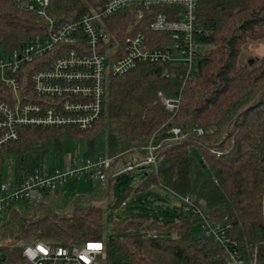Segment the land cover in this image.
<instances>
[{"label": "trees", "instance_id": "trees-1", "mask_svg": "<svg viewBox=\"0 0 264 264\" xmlns=\"http://www.w3.org/2000/svg\"><path fill=\"white\" fill-rule=\"evenodd\" d=\"M18 1L0 0L3 52L48 29L36 9L21 8ZM104 1L49 0L45 11L59 24ZM125 24L117 18L109 28L120 37ZM196 25L195 40L207 48L187 79L180 77L179 66L148 61L111 76L101 113L91 127L26 126L17 139L1 144L0 179L7 164L16 177L27 176L49 142L59 151L65 136L85 140L84 155L94 156L99 154L94 150V135L105 131V153L115 162L133 153L144 154L151 143L158 146V164L138 172V185L128 184V175L108 179L115 186L123 178L110 209L152 186L168 187L188 195L206 217L229 222L244 258L255 253L256 263L264 264V55L258 56L256 64H249V57L241 62L247 43L264 41V0H199ZM149 35L152 41L160 38L158 33ZM159 90L180 97L175 112L166 110ZM9 93L0 81V100L8 99ZM173 126L186 137L172 139ZM197 128L203 132L197 134ZM211 147L221 154L211 153ZM89 189L92 193H81L74 182L64 190L46 192L47 202L36 208L17 203L21 214L13 212L7 221L0 218V238L10 241L0 244V264H24L20 246L11 243L35 239L59 244L69 239L102 240L100 258L108 264H228L224 256H214L212 241L191 233L199 219L187 214L181 203L164 210V218L111 214L110 233L105 237L103 208L98 203L104 190L96 181ZM51 206L72 213L60 216Z\"/></svg>", "mask_w": 264, "mask_h": 264}, {"label": "built area", "instance_id": "built-area-1", "mask_svg": "<svg viewBox=\"0 0 264 264\" xmlns=\"http://www.w3.org/2000/svg\"><path fill=\"white\" fill-rule=\"evenodd\" d=\"M198 2L105 0L89 6L77 19L54 24L45 11L49 0H19L17 6L36 9L48 29L15 49L0 51V81L10 90L9 98L0 100V145L17 139L20 128L26 126L91 127L101 113L109 78L126 73L139 62L179 66L180 77L187 79L204 53L203 46L195 40ZM117 18L126 22L120 37L109 28ZM149 32L160 34V38L152 41ZM28 64L30 69L25 68ZM157 95L168 112L177 110L178 95H166L160 90ZM170 132L172 139L187 135H181L176 126ZM202 132L201 128L196 129L197 134ZM156 148L149 143L144 154L117 162L112 156L68 152L51 171L37 164L22 177H16L8 165L0 180V218L6 220L13 212L21 214L17 203L36 208L47 202L46 192L64 190L82 179L99 182L107 193L109 178L155 168ZM209 150L217 156L221 154L217 148ZM179 197L183 210L199 219L196 236L212 241L214 256H224L228 264H257L255 253L248 260L244 258L241 245L231 235L229 222L208 218L188 195ZM51 209L60 216L72 213L71 209ZM6 243H10L7 237L0 238V244ZM11 244L20 246L24 264H97L103 251L102 240L76 243L69 239L59 244L35 239ZM96 245L99 247H90Z\"/></svg>", "mask_w": 264, "mask_h": 264}, {"label": "rangeland", "instance_id": "rangeland-1", "mask_svg": "<svg viewBox=\"0 0 264 264\" xmlns=\"http://www.w3.org/2000/svg\"><path fill=\"white\" fill-rule=\"evenodd\" d=\"M207 46H203L202 49L206 50ZM264 55V41H256L247 43L246 46L243 47L241 53V62L245 61V59L253 58L252 64H256V60L258 56ZM162 91V90H160ZM163 92V91H162ZM180 102V97H179ZM105 131H99L94 135V150L96 153L106 155L105 153ZM158 147V146H157ZM157 149V148H156ZM88 150L87 142L83 139L74 140L70 137H63L60 143V150L57 151L54 147L53 141H50L48 144V148L41 160H39L38 164H42L45 166L47 171H51V169L55 166L57 161L66 153L70 152L74 155H84ZM210 151V150H209ZM193 153H197L195 149H193ZM37 165L36 161L32 162V167L34 168ZM12 166V165H11ZM8 164L4 167V172L6 173V169ZM132 176L129 175L127 178L128 184L133 183L134 185H138L140 182V174L134 171ZM1 180V179H0ZM94 180L92 179H82L80 181L75 182L76 188L81 193L91 192L89 189L92 185H94ZM123 182V178L120 179L117 184L114 186L111 182L107 189L106 195L103 197H99L98 203L103 208L104 213V236L106 237L110 233V224L109 218L112 214L115 218L122 217L124 215L129 214H143L157 218H164L163 212L164 210H171L174 206H178L181 203L180 197L177 193L173 192L168 187H164L161 185L152 186V188L144 191L133 194L124 205H121L118 208L110 209V205L113 203V199L117 194L121 183ZM138 199L141 200L138 202ZM199 232V227L195 224L191 227V233L193 235H197ZM97 264H108L103 258L97 259Z\"/></svg>", "mask_w": 264, "mask_h": 264}, {"label": "water", "instance_id": "water-1", "mask_svg": "<svg viewBox=\"0 0 264 264\" xmlns=\"http://www.w3.org/2000/svg\"><path fill=\"white\" fill-rule=\"evenodd\" d=\"M252 62H253V58H250V59H248V63L249 64H252ZM200 162H202V159H200L199 160ZM106 195V189L104 190V194H103V197ZM90 198H94V197H92V196H89ZM8 220V217H7V219H6V221Z\"/></svg>", "mask_w": 264, "mask_h": 264}, {"label": "crops", "instance_id": "crops-1", "mask_svg": "<svg viewBox=\"0 0 264 264\" xmlns=\"http://www.w3.org/2000/svg\"><path fill=\"white\" fill-rule=\"evenodd\" d=\"M135 154H137V153H133V154H131V155H128V156L126 157V159H128L130 156H134Z\"/></svg>", "mask_w": 264, "mask_h": 264}, {"label": "snow or ice", "instance_id": "snow-or-ice-1", "mask_svg": "<svg viewBox=\"0 0 264 264\" xmlns=\"http://www.w3.org/2000/svg\"><path fill=\"white\" fill-rule=\"evenodd\" d=\"M90 247H99L98 245H96V246H90Z\"/></svg>", "mask_w": 264, "mask_h": 264}]
</instances>
